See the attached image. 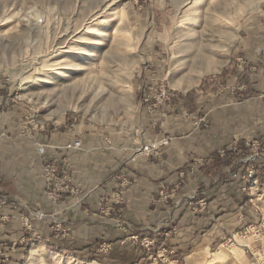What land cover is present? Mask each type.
Wrapping results in <instances>:
<instances>
[{"label": "crops", "instance_id": "0c3cea01", "mask_svg": "<svg viewBox=\"0 0 264 264\" xmlns=\"http://www.w3.org/2000/svg\"><path fill=\"white\" fill-rule=\"evenodd\" d=\"M229 53L218 73L175 90L167 102L151 106L150 89L142 93L138 120L128 128L64 116L31 137L23 132L30 106L0 89V264H7L4 257L23 264L38 245L100 264L150 258L189 264L259 222V206L242 174L251 150L246 139L264 146V9L244 21ZM166 136L171 140L161 152L136 153L143 143ZM77 139L79 147L66 146ZM45 158L59 164L60 176L76 190L51 197ZM258 177L264 179V163ZM125 180V203L101 202ZM166 192L172 195L165 198ZM106 205H112L109 212ZM31 208L52 217H36ZM53 217L69 226L65 235L55 232ZM146 237L156 243L145 247Z\"/></svg>", "mask_w": 264, "mask_h": 264}, {"label": "rangeland", "instance_id": "374dc122", "mask_svg": "<svg viewBox=\"0 0 264 264\" xmlns=\"http://www.w3.org/2000/svg\"><path fill=\"white\" fill-rule=\"evenodd\" d=\"M262 9L264 0H0V89L30 106L26 121L36 130L64 116L84 124L132 127L142 93L154 83L183 90L174 82L187 83L195 75L188 90L202 76L218 73L244 21ZM202 39L216 45L211 51L216 64L204 71L187 64L176 72L191 59L178 46ZM100 73L108 79L97 87L91 76ZM83 77L82 96L61 102L58 90ZM52 82L56 90L50 89ZM251 190L259 222L189 264H264V179L259 177ZM72 264L100 263L79 259ZM141 264L164 263L150 258ZM177 264L185 263L179 259Z\"/></svg>", "mask_w": 264, "mask_h": 264}, {"label": "built area", "instance_id": "2783aa9c", "mask_svg": "<svg viewBox=\"0 0 264 264\" xmlns=\"http://www.w3.org/2000/svg\"><path fill=\"white\" fill-rule=\"evenodd\" d=\"M174 96V89L168 88L163 83L156 84L150 88L149 93L146 96L147 100H150L151 106L159 105L163 102H167L172 99ZM183 113L187 116L190 115L189 110H184ZM202 118H194L193 123L195 126L200 125ZM35 128L31 127L27 123L24 125L23 132L29 136L34 137ZM171 138L161 137L155 138L150 142L143 143L142 145L136 148L137 154H151V153H159L162 148L170 142ZM246 144L251 148L250 153L246 156L245 161L247 166L245 167V171L242 174L243 178L248 182L249 186H253L259 180L258 172L260 167L264 163V146L260 139L250 138L246 139ZM81 145V140L77 139L72 143H68L66 146L69 147H79ZM38 150L41 154H45L46 145L43 143L38 144ZM226 151L225 148L221 149V153L224 154ZM60 166L55 160H50L49 158H45L43 162V175L45 177V184L48 190V193L53 197V199L57 200L61 197L62 193L67 190H76L71 187L66 178L60 176ZM128 183L125 182L119 189H116L109 195H104L101 198V202H111V203H120L123 201L125 192V187ZM73 190V191H74ZM170 194L168 192L164 193V197H169ZM207 203L206 198H202L198 200V204L200 207H204ZM112 205H106L105 210L107 212L110 211ZM31 213L39 218H44L46 216L52 217L51 214H47L46 212L38 209H30ZM54 230L58 235H65L68 232L69 226L64 225L58 218H54ZM248 229V228H247ZM234 237V236H233ZM233 237H229L228 240H232ZM156 241L153 238H144L142 239V244L146 247H151L154 245ZM7 264H12L10 261H7Z\"/></svg>", "mask_w": 264, "mask_h": 264}, {"label": "bare ground", "instance_id": "6f19581e", "mask_svg": "<svg viewBox=\"0 0 264 264\" xmlns=\"http://www.w3.org/2000/svg\"><path fill=\"white\" fill-rule=\"evenodd\" d=\"M115 32L116 31L112 32V34L115 35L116 34ZM230 33H231V31H230ZM106 34H108V33H106ZM227 35H229V32H227V31H224L223 35L221 34V36H223L225 38L227 37ZM195 39H196V36H195ZM213 46H216V45H214L210 39L208 41L202 39L201 41H199L193 45H190V46L187 44L186 45H179L178 47L181 48L180 49L181 51L185 52V54L191 55V59L189 60V62H184V63L180 64L177 67L176 72L179 71L180 69L183 70L187 64L191 68H195L197 70H200L198 68H201V69H203V71L207 70L204 68H210L213 64H216L215 62L218 60V58L213 56V54L211 53V51L213 50ZM175 58L178 59L180 57H175ZM220 63H222V62H220ZM219 64H217V65L219 66ZM78 68H80V67H78ZM52 75H53V73H52ZM91 77H92L91 79L95 80V83L98 84V85H96L97 87H100V83H102L104 80L108 79L105 76V74L103 75L102 73L97 74L95 76H91ZM189 77H190V79L188 80L187 83H184V81L181 82V81L176 80L173 85L177 88L185 90L190 85H192V83L194 84V82L196 80L195 75H192ZM52 78H53V81L58 80L56 75H53ZM102 79H104V80L102 81ZM83 80H85V77L79 78V80L76 83H74L73 85H69L68 87H63L60 90H58L59 93L61 94V97H60L61 100L60 101L61 102H70L72 99H74L76 97L77 98L81 97L82 96L81 95L82 90H81V87L79 86V83ZM63 84H65V83H63ZM65 85H67V84H65ZM55 87H56V83L52 82L50 89H53ZM85 89H86V87H85ZM55 90H56V88H55ZM92 94H93V92L90 93V95H92ZM73 261H76V260L74 258H71V257L64 258L62 255L50 252V251L46 250L43 246L38 245L32 249V256L28 260L27 264H72Z\"/></svg>", "mask_w": 264, "mask_h": 264}, {"label": "trees", "instance_id": "16d2710c", "mask_svg": "<svg viewBox=\"0 0 264 264\" xmlns=\"http://www.w3.org/2000/svg\"><path fill=\"white\" fill-rule=\"evenodd\" d=\"M224 156V155H223Z\"/></svg>", "mask_w": 264, "mask_h": 264}]
</instances>
